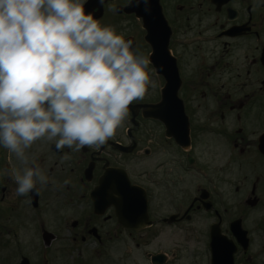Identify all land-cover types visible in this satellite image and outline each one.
Wrapping results in <instances>:
<instances>
[{"label": "flooded vegetation", "instance_id": "af4514ba", "mask_svg": "<svg viewBox=\"0 0 264 264\" xmlns=\"http://www.w3.org/2000/svg\"><path fill=\"white\" fill-rule=\"evenodd\" d=\"M131 2L87 0L83 7L101 25L136 29L124 36L149 59L147 10L141 0L140 16L127 12ZM156 5L158 39L167 36L170 58L158 53L147 68L154 99L134 100L122 132L99 147L35 141L27 153L49 177L38 192L16 194L12 177L23 165L0 146V209L57 213L59 233L41 222L36 234L45 249L63 242L60 264H264V6L149 0L147 9ZM173 67L182 111L177 101L160 116L184 120L188 135H165L160 119L144 116L162 102ZM135 160L138 180L129 170ZM122 172L138 187L133 196ZM34 264L55 263L45 251Z\"/></svg>", "mask_w": 264, "mask_h": 264}, {"label": "clouds", "instance_id": "9594fccd", "mask_svg": "<svg viewBox=\"0 0 264 264\" xmlns=\"http://www.w3.org/2000/svg\"><path fill=\"white\" fill-rule=\"evenodd\" d=\"M86 2L0 0V146L23 165L12 177L17 195L49 182L27 153L35 141L104 145L150 83V60Z\"/></svg>", "mask_w": 264, "mask_h": 264}, {"label": "rangeland", "instance_id": "374dc122", "mask_svg": "<svg viewBox=\"0 0 264 264\" xmlns=\"http://www.w3.org/2000/svg\"><path fill=\"white\" fill-rule=\"evenodd\" d=\"M105 26V25H101ZM117 34L124 37L127 31H130L131 27L113 26ZM136 29H131V32ZM138 36V34H136ZM138 53L143 54L141 46ZM150 83L146 86L145 94L142 98L136 101H143L154 99L153 82L149 78ZM149 127L155 130H160V134L163 130L156 124V122L149 121L147 123ZM123 129V123L117 128L114 134L121 133ZM142 135H147L142 132ZM132 175L136 176L138 180L139 160H135L132 166L129 168ZM13 189H11V192ZM231 193H228V196ZM65 210H61L64 212ZM59 215L54 211L48 213H42L35 215V217H28V211L19 204V208L16 210L0 209V223L3 224L2 231L0 230V264H15V261L20 260L21 256H26L33 264L40 262L43 253L46 251V256H49L52 262L60 264L65 258L63 252L60 251V244L63 242L56 241L51 249H45L42 247V240L38 233L39 225L42 222L47 230H51L59 233L56 227H58ZM15 233L16 235H13ZM65 231L62 235H65ZM45 249V250H44ZM13 261V262H11Z\"/></svg>", "mask_w": 264, "mask_h": 264}, {"label": "water", "instance_id": "95a60500", "mask_svg": "<svg viewBox=\"0 0 264 264\" xmlns=\"http://www.w3.org/2000/svg\"><path fill=\"white\" fill-rule=\"evenodd\" d=\"M85 12H87V11H85ZM148 31H149V36L151 37V31H153V29L152 28H148ZM155 44H156V42H155ZM154 51H155V45H154ZM167 94L168 95H171V94H173L174 95V97H175V95H176V89H173L172 91H168L167 92ZM172 99H174V98H172ZM168 102H170L171 103V99H169L168 100ZM149 109V111H156L157 110V106H152V107H150V108H148ZM145 116H150V113H147ZM152 116L153 117H155V116H157V114L156 115H154V113L152 114ZM166 126H167V128H169V132H168V134H172V135H187V130H186V126L184 125V124H181V123H179L178 125H176L175 126V131H174V129H173V126H171V121L169 120L168 122H166ZM173 129V130H172ZM178 132V133H175V132ZM105 179H107V178H100V187H107L108 186V180H107V182H106V180ZM99 187V188H100ZM131 188V190L133 191L132 193H131V196H133L134 194V192L136 191V189L137 188H134V187H130ZM96 195V192L94 193V196ZM95 200V199H94ZM95 202H97L96 200H95ZM23 261H24V263L23 264H26V259H23Z\"/></svg>", "mask_w": 264, "mask_h": 264}, {"label": "bare ground", "instance_id": "6f19581e", "mask_svg": "<svg viewBox=\"0 0 264 264\" xmlns=\"http://www.w3.org/2000/svg\"><path fill=\"white\" fill-rule=\"evenodd\" d=\"M138 6V4H135V6L133 7V9H135Z\"/></svg>", "mask_w": 264, "mask_h": 264}]
</instances>
